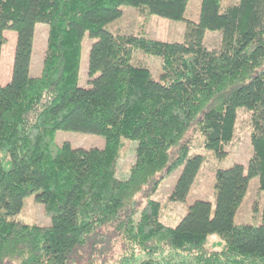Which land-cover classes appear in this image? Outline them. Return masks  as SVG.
<instances>
[{
    "label": "trees",
    "instance_id": "obj_1",
    "mask_svg": "<svg viewBox=\"0 0 264 264\" xmlns=\"http://www.w3.org/2000/svg\"><path fill=\"white\" fill-rule=\"evenodd\" d=\"M125 5L184 21V39L114 32ZM187 8L188 0H0V66L7 32L17 33L12 78L0 83V264H264V203L258 224L235 220L253 177L264 192V0H200L197 20ZM39 23L49 31L34 76ZM207 30L222 31L220 48L205 45ZM86 33L95 41L90 85L81 86ZM139 50L160 57L159 78L134 63ZM240 108L252 115L247 165L217 167L215 202H189L206 159L195 138L225 158ZM58 130L99 134L105 145L59 144ZM123 138L137 141L128 178L117 174ZM178 170L169 200L187 207L167 225L154 195ZM29 196L51 225L18 217ZM213 233L223 248L208 246Z\"/></svg>",
    "mask_w": 264,
    "mask_h": 264
},
{
    "label": "rangeland",
    "instance_id": "obj_2",
    "mask_svg": "<svg viewBox=\"0 0 264 264\" xmlns=\"http://www.w3.org/2000/svg\"><path fill=\"white\" fill-rule=\"evenodd\" d=\"M237 1V0H224ZM123 15L117 21L111 23L109 27L114 31H122L126 33L144 32L152 37L160 38L168 41H182L186 31V23L184 21L172 20L158 15H143L134 6H123ZM200 11V0H188V8L186 15L188 18L197 20ZM36 29L34 41V66L33 75L36 70L41 73L40 64L43 61V55L47 48L49 25L39 23ZM8 46L16 42L17 33L9 31L7 33ZM223 33L221 30H207L204 38L205 45L210 49L220 48L222 44ZM95 38L86 33L83 39L82 62L80 85L89 86V54L90 48ZM134 63L148 66L154 77L159 78L163 72L161 60L159 56L147 54L143 51H135ZM252 131V115L246 108L238 110V118L235 128V134L230 143L225 146L227 156L218 159L213 151L203 147L202 138L197 136L193 143V150L196 153L205 155V162L202 165L199 174L191 187L188 195V201L192 202L197 198L209 199L215 202L214 183L215 171L217 167H228L234 163H242L247 165L250 156L253 153L251 144ZM56 141L61 144L69 141L74 147H104L105 138L99 134L82 133L72 130H58L56 133ZM122 155L119 160L118 176L120 178H128L130 175L131 165L136 157L137 141L123 138ZM8 166V164L6 163ZM181 170L167 177L160 185L154 197L163 203L161 211V219L167 224L178 222L183 212H186L187 202L170 201L169 196L175 186L177 178ZM264 203V192L260 189L259 177H253L250 180L249 189L243 204L239 208L235 220L237 223H253L260 222V213ZM255 207L258 210H255ZM18 217L29 223H37L40 225H51L52 219L47 215L45 207L42 203L37 202L33 196H29L25 200V205ZM208 246L214 249H221L224 246L223 239L216 233L209 237Z\"/></svg>",
    "mask_w": 264,
    "mask_h": 264
},
{
    "label": "crops",
    "instance_id": "obj_3",
    "mask_svg": "<svg viewBox=\"0 0 264 264\" xmlns=\"http://www.w3.org/2000/svg\"><path fill=\"white\" fill-rule=\"evenodd\" d=\"M38 26L39 25H37V28H38ZM15 47H16V42H13L10 46H8V42H7L3 46L2 58H1V66H0V83L2 85L7 84L12 78V69H13V62H14V55H15ZM33 64H34V59L32 57V64H31V74L32 75H33L32 69H33V66H34ZM42 64H43V61L41 62L40 67H39V69L41 68V70H42ZM38 73H39V71L36 70L34 76L39 75ZM184 213H185V211L183 212V214ZM163 222L165 223V221H163ZM176 223L177 222H174L173 224H167V223H165V224H167V225H175Z\"/></svg>",
    "mask_w": 264,
    "mask_h": 264
}]
</instances>
